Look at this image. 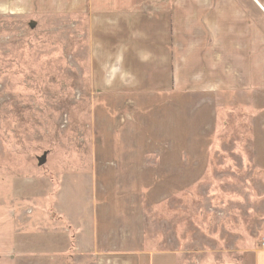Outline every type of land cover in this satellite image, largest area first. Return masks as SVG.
<instances>
[{"label":"rangeland","instance_id":"obj_1","mask_svg":"<svg viewBox=\"0 0 264 264\" xmlns=\"http://www.w3.org/2000/svg\"><path fill=\"white\" fill-rule=\"evenodd\" d=\"M57 3L0 0V207L14 213L16 264L253 259L264 88L216 86L211 41L179 7L171 89L99 87L115 75L94 70L88 14Z\"/></svg>","mask_w":264,"mask_h":264},{"label":"crops","instance_id":"obj_2","mask_svg":"<svg viewBox=\"0 0 264 264\" xmlns=\"http://www.w3.org/2000/svg\"><path fill=\"white\" fill-rule=\"evenodd\" d=\"M18 1L19 7L33 11L43 0ZM47 1L61 2L51 8L88 14L94 70L100 76L115 75L113 84L99 87L170 90L171 19L173 8L179 7L188 10L186 19H195L197 38L211 41L212 70L227 80L216 86L264 88V12L254 0ZM15 248L14 213L0 207V264H16ZM256 253L242 264H264V249Z\"/></svg>","mask_w":264,"mask_h":264},{"label":"built area","instance_id":"obj_3","mask_svg":"<svg viewBox=\"0 0 264 264\" xmlns=\"http://www.w3.org/2000/svg\"><path fill=\"white\" fill-rule=\"evenodd\" d=\"M255 1V3L263 10V12H264V3L263 2H260V1H258V0H254ZM262 1H264V0H262Z\"/></svg>","mask_w":264,"mask_h":264}]
</instances>
